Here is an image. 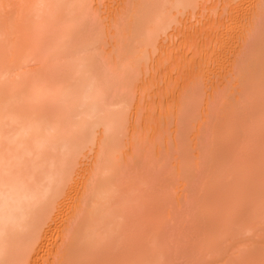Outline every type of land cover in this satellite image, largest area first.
<instances>
[{
    "label": "rangeland",
    "instance_id": "obj_1",
    "mask_svg": "<svg viewBox=\"0 0 264 264\" xmlns=\"http://www.w3.org/2000/svg\"><path fill=\"white\" fill-rule=\"evenodd\" d=\"M122 1L93 0V15L86 18L93 20L88 25L94 24L100 34L113 18L122 22L133 13L130 6L136 2ZM244 1L199 0L189 21L179 15L176 41L160 43L159 39L151 62L141 64L139 73L132 74L137 75L125 89L132 103L122 122L121 138H117L121 145L115 141L121 147L118 167L126 164L118 168L122 176L117 175L121 184L116 209L122 217L116 219L123 220L122 225L116 220L112 232L105 228L104 245L100 239L91 250L84 247L90 243L82 246L79 241L78 247L69 240L77 212L82 211L78 204L84 192L74 182L71 187L75 189L67 188L69 204L53 226L52 240L45 247L37 242L32 248L24 246L22 253L13 252L14 262L15 254L23 255L24 250V264H264V21L253 25L261 0ZM262 16L264 20V12ZM104 34L99 36L105 41ZM106 41L99 50L104 51V59L111 47ZM112 61L114 73L118 61ZM80 160L84 163L85 158ZM81 176L78 184L84 181ZM70 250L73 258H69ZM34 254L38 261L29 258Z\"/></svg>",
    "mask_w": 264,
    "mask_h": 264
},
{
    "label": "bare ground",
    "instance_id": "obj_2",
    "mask_svg": "<svg viewBox=\"0 0 264 264\" xmlns=\"http://www.w3.org/2000/svg\"><path fill=\"white\" fill-rule=\"evenodd\" d=\"M135 1V5L132 6L130 2L131 6L128 5L134 7L133 11L131 9L133 13L129 11V7H125L131 14L119 20L122 22L113 18L106 31L100 33H105V41L107 40L109 47L111 45L109 53L105 55L108 59H104V51L100 53L99 50L101 42L105 44V41L96 32L94 24L88 25V20H93V17L86 19L93 15L90 14L93 12L90 10L93 0H0V264H22L24 250L23 255L15 254V262L13 252L18 250L22 253L21 250L28 245L32 248L33 243L44 245L52 240L49 236L51 237L53 226L59 221L61 211L64 212L62 209L69 204H66V199L74 182L77 183L75 187L81 185L84 188L81 197L78 196L81 198L78 205L82 206V211L80 214L77 212L78 220L75 219V225L72 220L73 227L69 230V236L68 233L66 235L72 242L76 241L77 246L78 243L79 246L81 243L82 246L90 243L84 247H97L95 244L100 241L105 228L106 232H112L116 218L122 217L116 209L121 184L117 178L121 173L118 172L117 164V153L121 148L118 140L122 134V122L128 116L125 114L130 111L132 103L126 97L129 94L126 95L125 89L136 79L134 76L139 73L141 64L148 60L151 62L149 58L153 56L151 52L154 51L156 42L159 39L160 43L171 42L176 37L174 31L179 15L187 16L189 21L199 2ZM122 2L121 4L125 3ZM261 2L259 4L262 5L255 2L260 9L257 8V15H254V26L264 21V4ZM84 19L86 25L83 27ZM245 28L244 30L247 29ZM115 59L118 62L113 73L110 65ZM133 73L137 74L132 75ZM115 141L119 145H115ZM121 156L120 159L123 160L124 157ZM82 158L86 161L81 163L83 169L80 164ZM79 168L81 169L78 170ZM79 175L83 176L81 179L84 181L78 184ZM77 191H80L79 188ZM75 203L77 205L79 202ZM62 219L64 222L63 217ZM117 222L122 225L120 221ZM59 223L62 224L61 221ZM119 224L117 227L121 228ZM66 227L64 224L65 232ZM63 229L61 232L64 234ZM64 235L61 239H64ZM25 242L31 243V246ZM62 247L63 245L59 249ZM70 254H67L69 258H73L72 252ZM29 258L35 259V254ZM35 260L32 263L38 261Z\"/></svg>",
    "mask_w": 264,
    "mask_h": 264
}]
</instances>
